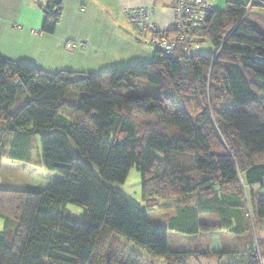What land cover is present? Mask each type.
Returning <instances> with one entry per match:
<instances>
[{
	"label": "trees",
	"instance_id": "16d2710c",
	"mask_svg": "<svg viewBox=\"0 0 264 264\" xmlns=\"http://www.w3.org/2000/svg\"><path fill=\"white\" fill-rule=\"evenodd\" d=\"M249 6L248 0L222 12L213 8L205 27L190 33L197 51L180 44L165 54L148 44L149 63L104 73L50 74L0 57V123L18 135H42L41 166L63 177L47 188H0L4 232L18 223L10 240L0 233V264H144L108 247L100 257L104 231L168 264L198 257L169 251L167 230L150 226L147 210L157 206L155 198L197 194L195 208L178 209L171 219L170 231L183 235L233 224L232 231L243 232L242 215L264 220V32L246 20ZM43 10L42 31L52 34L60 1L50 0ZM204 40L212 52L201 53ZM131 81L145 82L158 95L121 94ZM71 92L81 95L75 103L66 99ZM18 96L28 101L11 112ZM131 168L140 176L142 208L108 186L123 184ZM215 185L233 190L222 199L199 196ZM67 205L81 210L80 221L63 216ZM207 214L217 216L218 227L198 222ZM258 259L252 249L248 264Z\"/></svg>",
	"mask_w": 264,
	"mask_h": 264
},
{
	"label": "crops",
	"instance_id": "0c3cea01",
	"mask_svg": "<svg viewBox=\"0 0 264 264\" xmlns=\"http://www.w3.org/2000/svg\"><path fill=\"white\" fill-rule=\"evenodd\" d=\"M55 1H60V19L54 32L47 34L42 31L45 16L43 8L50 0H0V57L50 74L62 71L99 74L151 61L153 50L141 45V39L139 40L133 31L134 36L119 29L120 20H124V10L152 8L157 28L166 29L161 28L164 25L162 16L157 19L156 5H163L160 0ZM172 2L173 0L170 9V28L173 24ZM245 18L264 32V7L249 6ZM73 43L77 46L67 48L68 44ZM262 96L264 97V92ZM19 110L20 108L14 112ZM254 192L257 195L259 193L258 190ZM198 222L219 226L218 218L215 222L205 220L201 222L199 217ZM249 225L250 221L244 219L242 215L243 231L248 230ZM233 226L234 224L230 230H219L209 234L212 235L211 243H208L206 250L197 251L199 256L196 258L204 257L203 255L215 256L217 260L215 264H220L217 256L223 254L237 257L241 254L243 255L241 264H248L251 248L255 243L260 264H264V238L252 234L244 248L239 249L237 235L242 232L232 231ZM206 236L208 235L198 234L193 237L198 239Z\"/></svg>",
	"mask_w": 264,
	"mask_h": 264
},
{
	"label": "rangeland",
	"instance_id": "374dc122",
	"mask_svg": "<svg viewBox=\"0 0 264 264\" xmlns=\"http://www.w3.org/2000/svg\"><path fill=\"white\" fill-rule=\"evenodd\" d=\"M160 1L163 5H156L155 8L157 19L159 16H162L164 25L161 28H166L165 30H168L170 29L169 23L171 19V0ZM229 3L247 4L248 0H211V4L213 5L214 11L216 12L224 11L227 4ZM119 29H121L123 33H133L132 29L122 19L119 22ZM141 45L152 49L146 42H143ZM212 51L213 48L211 44L207 40H204L201 53H210ZM119 92L123 95H158V90L156 88L149 87L147 84H145V82L140 81H131L130 88H123ZM80 96L81 95L78 92H71L66 99L68 102L75 103L78 101ZM27 101V96H18L11 112L17 111L24 104H26ZM41 137L42 135L39 134L27 136L8 132L5 130V125L0 123V188L8 190H21L26 185L37 188H47L63 180V177L60 174L47 171L41 166ZM108 186L115 192L124 196L129 202L136 205L137 207H145V201H143L141 197L140 176L135 168L130 169L123 184H108ZM232 190V188L227 186L218 187V185H215L211 193L201 194L199 196L203 199L208 197L210 199H222L223 193L228 194ZM254 190L257 189L254 188ZM198 200L199 198H197V194L165 199L155 198L154 201L157 206L147 210V221L150 226L167 230V244L169 251H203L206 250V247L208 248V243H211L212 235H209L211 233L207 234L208 236L206 237L196 239L193 236L170 231V227H172L171 219L177 217L178 209L195 208V206L198 205ZM211 206L214 208V203ZM252 209V203H249L250 214L253 213ZM62 214L66 218L74 221L81 220V210L72 205H67L63 209ZM203 220L215 222L217 221V216L215 214H207L203 217H200V221L203 222ZM251 222L248 226V230H244L240 235H237L239 249L244 248L246 241H248L252 234L258 238H264V220L253 218V221ZM10 224V228L4 232V220L0 219V233H4L7 240L11 239V236L15 233L18 225L16 221H11ZM107 247L112 254H117L121 251L123 253H127L128 255L134 254L138 256L144 262V264H168L166 258L153 256L148 253L146 249L134 244L133 242L114 232H102L99 246L97 247L98 251H96L99 253L100 257L106 253ZM251 249H253V253L258 256V247L255 245V243ZM242 256L243 255L240 254L237 257H228V255L222 254L216 258L219 259L218 262L220 264H241L243 262ZM94 257H96V255H94ZM214 257L210 255L201 258L190 257L187 258L184 263L215 264L217 260Z\"/></svg>",
	"mask_w": 264,
	"mask_h": 264
},
{
	"label": "built area",
	"instance_id": "2783aa9c",
	"mask_svg": "<svg viewBox=\"0 0 264 264\" xmlns=\"http://www.w3.org/2000/svg\"><path fill=\"white\" fill-rule=\"evenodd\" d=\"M250 6H264L260 0H249ZM213 9L211 0H173V24L170 33L159 30L154 22L155 12L152 8H135L123 11L125 22L132 28L142 42L164 52L172 54L175 47L180 45L185 52L199 50L200 44L190 33L203 29L206 19ZM77 46L68 44L67 48ZM264 189V179L262 181Z\"/></svg>",
	"mask_w": 264,
	"mask_h": 264
}]
</instances>
